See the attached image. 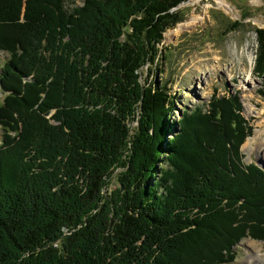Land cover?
Returning a JSON list of instances; mask_svg holds the SVG:
<instances>
[{"label":"trees","instance_id":"trees-1","mask_svg":"<svg viewBox=\"0 0 264 264\" xmlns=\"http://www.w3.org/2000/svg\"><path fill=\"white\" fill-rule=\"evenodd\" d=\"M187 1L0 0V264H233L245 236L264 242L237 98L169 126L161 45Z\"/></svg>","mask_w":264,"mask_h":264},{"label":"rangeland","instance_id":"rangeland-1","mask_svg":"<svg viewBox=\"0 0 264 264\" xmlns=\"http://www.w3.org/2000/svg\"><path fill=\"white\" fill-rule=\"evenodd\" d=\"M65 1L68 9H73L82 6L85 0ZM175 11L181 16V22L165 33L160 60L164 70L161 76L176 101L175 111L168 118L170 128L185 109L192 112L197 106L208 107L215 94L235 97L241 105V115L253 128V134L241 148L243 161L246 165L253 163L264 170V134L257 135V132L264 131V74L257 71L260 66L256 35L257 29H264V0H188ZM196 17L199 19L195 25L181 28L177 36L174 35L173 31L189 25ZM8 59V54L0 51V68ZM148 67L147 64L143 68L140 78L143 85H149L155 79V70L151 69L150 75ZM230 68L233 71L229 72ZM2 97L0 88V100ZM141 120L131 124L132 129L143 126ZM3 133L0 129V138ZM249 140H252V151L248 154L245 148ZM191 147L192 157H195L197 152L194 146ZM212 235L215 236L214 232ZM206 238L211 246L208 236ZM215 241H220V238ZM231 250L236 257L233 264L264 262V242L250 235ZM197 253H190V258L196 257ZM188 260L186 257V263ZM184 262L182 260L178 264Z\"/></svg>","mask_w":264,"mask_h":264},{"label":"bare ground","instance_id":"bare-ground-1","mask_svg":"<svg viewBox=\"0 0 264 264\" xmlns=\"http://www.w3.org/2000/svg\"><path fill=\"white\" fill-rule=\"evenodd\" d=\"M199 18H195L189 25L187 24V25H185V26H180L176 31H173L174 32V35L175 36H177V34L181 31V28L182 29H185V28H190V27H192L193 25H195L196 24V22H197V20H198ZM249 60H251V57L249 58ZM234 66H236V65H234ZM231 70H232V68H230L229 69V72H231ZM233 71V70H232ZM264 134V131L262 130V132H257V135H259V134ZM250 142H252V140H249L248 141V146H247V148H245L246 150H248V154L252 151V145H251V143ZM257 251V250H256ZM261 264H264V262L263 263H261Z\"/></svg>","mask_w":264,"mask_h":264}]
</instances>
